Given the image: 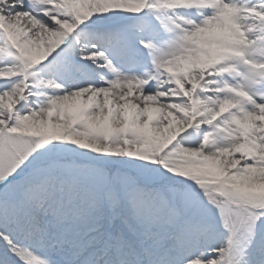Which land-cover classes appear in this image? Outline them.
<instances>
[{
    "label": "snow or ice",
    "instance_id": "6c2138e0",
    "mask_svg": "<svg viewBox=\"0 0 264 264\" xmlns=\"http://www.w3.org/2000/svg\"><path fill=\"white\" fill-rule=\"evenodd\" d=\"M0 264H264V0H0Z\"/></svg>",
    "mask_w": 264,
    "mask_h": 264
}]
</instances>
